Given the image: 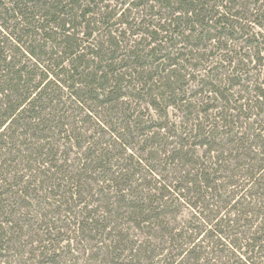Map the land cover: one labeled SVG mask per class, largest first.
<instances>
[{"label": "trees", "instance_id": "1", "mask_svg": "<svg viewBox=\"0 0 264 264\" xmlns=\"http://www.w3.org/2000/svg\"><path fill=\"white\" fill-rule=\"evenodd\" d=\"M108 1L111 0H0V180H4L5 184L8 183L6 179H3L5 172L11 168L17 170L25 162L27 165L30 161L39 160L40 162L42 156L46 159H42V162L48 165L46 172L51 168L62 170L63 166L66 165L58 164L56 160L57 152L51 146L52 134H49L53 131L52 129L56 130L57 127L63 129L66 125L65 122L61 123L59 120L65 118V111H63L67 103L64 99L65 89L70 90L67 95L73 97L74 101H78L82 107L84 104L91 102L97 108L102 109L109 108L115 103V113L121 112L117 110V107L119 104L122 106L121 104L125 103L123 100L122 102L119 101L126 95L122 90V84L126 79L119 77L113 68V61L118 59L116 50L106 52V56L108 55L112 62L103 66V69L96 66L90 70V66L82 64L86 56L84 53L86 47H83V43L89 42L90 45H95L94 40H91L94 34V28L91 30V23L96 19L102 26L114 19L117 23L125 25L127 31H131L130 38L135 42V45L131 46L133 47L131 52L124 54L126 57H124V62H128L121 67L134 68L136 71L138 67L143 68L149 63L153 65V62H148L150 57H154L153 60L155 59V61L160 60L157 67L162 68L163 72L166 71V81L163 86L167 91L166 93H168V98L172 101H176L174 97L177 90H183L185 87L187 71H184V68L188 67L189 64L192 69L196 70L199 66L198 61L203 60L205 57L204 54L199 55L194 51L199 48H208L211 45L210 47L216 48L217 52H223V54L219 53L220 58L228 63L225 67L232 75L227 76L225 79L227 81L223 82V77L220 78V75L215 74L221 64L209 69L207 75L201 76L197 80L198 86H201L199 92H206L207 100H223L224 108L228 111L230 109L242 111L246 104L250 105V98H246V102L239 105L233 106L230 105V102L234 96L232 87L244 86L242 84L243 80L235 76L236 73L242 72L245 69L244 67L249 66L254 59H251L248 54L238 59L237 51L231 49L228 44L230 41H238L240 43L244 42L245 46L249 48L257 47L255 52L257 59L253 68L258 69V66L263 65L264 0H255L254 2H251V0H122L119 11L109 16L106 13L109 7ZM125 5L132 7L125 9L123 7ZM101 7L105 10L101 11ZM118 14L120 15L117 17ZM95 16L96 18H94ZM76 23L77 25L85 23L90 31L85 33L84 37L78 36L79 33L75 30L77 28ZM248 23L259 26L263 32L249 31L248 25L250 24ZM134 25L141 27L140 30H133ZM110 30L109 33L113 32L112 29ZM134 35H141L140 40L144 39L148 42L144 50L147 47L150 48L146 52L139 49L141 42L137 38H133ZM114 38L111 36V39ZM111 39L109 41L110 45L115 40L112 42ZM74 40L75 42H73ZM211 42L214 43L209 44ZM88 49L90 51V48ZM232 51H236V55L228 54ZM26 53L33 59L32 64L30 63L31 59H24V57H27ZM88 54L94 60L95 58H101V61L102 59L105 60L100 51L95 52L92 50ZM66 59L70 62L67 66L64 65ZM120 65L122 64L120 63ZM79 67L83 68L80 69ZM134 70H131V72L125 70L122 73L132 76ZM262 73L263 77L259 78V82L254 87L256 100L253 105L256 108L261 106V110L264 107V72ZM189 75L191 80L194 79L195 81L197 79V75ZM37 78L38 80H36ZM256 81L258 80L256 79ZM236 100H240V98ZM211 106L212 108H219L215 104ZM211 106L204 110L206 115H208L207 111ZM221 109H223V106ZM60 111L64 113L60 114ZM228 111L224 114L223 110V115L221 114L222 127L228 124L227 121L224 122L227 116H230L231 119L235 116ZM89 114H85L87 118H89ZM195 126L194 130L197 134H193V136L199 138L198 142L194 144L195 146L205 147L206 153H218L220 151L218 147L225 146L231 152L233 150L238 152L235 156L236 162H234L231 169L229 167L225 169V166L221 168L223 160L218 155L217 168L203 166L204 162H199L200 166L196 167L192 159L194 157L200 159V156L195 154L196 151L194 148L192 149V146L188 150L186 145L182 144L176 150L174 149L169 156L172 160L176 159V167L182 172L180 173L181 176L178 177L180 182L177 181V185L173 184L172 186L163 185L162 175H159V179L156 178L157 180H155V185H161L160 188H157L161 190L160 194L156 191L154 193L150 190L145 192L143 189L138 190L136 187H132L133 182L128 179L127 175L130 172L133 176L137 175L133 173L136 164H132V154L125 156L126 150L131 147V143L125 140L124 134H121L115 128H111L115 137L113 140L114 145L115 147L118 146L116 151L124 160L131 161V166L129 168L118 167L113 171L111 167L112 158L109 156L110 152L107 151L109 148L112 150L111 143L109 148L106 147L104 151L92 157L94 169L98 168L110 173V178L100 179L102 184L107 181L108 183L116 182L119 193L116 194L117 196L114 194L116 198L113 201L110 199L109 194L104 196L101 199L102 209L94 208L92 210L90 202L81 198V201L77 203H84L83 206L80 207L78 204L76 209H73L75 207L67 208L65 220L71 219L70 228L75 224L73 231L76 233V238L82 237L81 239H84L85 236L93 241L101 239L102 246L100 249H104L103 253L107 263L124 256L123 264H152L154 257H157L158 254L152 255L150 253V256H148L147 249L142 244L133 241L128 244L127 242L130 239L124 230H119L114 235L115 238L112 237L111 234L121 226L119 223L114 224L112 227V223L125 218L133 220L138 226L143 225L142 223L151 226L153 221H156L157 228L167 229L164 236L168 238L163 241V243L169 244L168 248L164 250L167 251L163 259L165 264H214L209 263L208 260L204 262L205 260L202 257V251H200L203 248L200 243L202 239L196 242V239L202 234L208 246L212 244L213 248L220 246L224 248L226 243L222 239L226 241L229 238L234 249L236 251L241 250L239 254L241 257L235 255L236 261L232 264H264V225L253 230L254 226L252 224L253 215L262 216V210L264 216V133H262L264 126H261L258 134L252 136L253 139L245 133L234 132V128L227 130L223 128L224 134L227 135V139L223 138L224 145L217 144L216 137L218 136L214 134L216 126L209 129L206 126L205 128ZM160 127L163 128L164 126ZM123 128L126 131L132 130L130 123L124 124ZM45 131L49 133L47 134ZM69 134L71 133H68L67 137L70 139L71 135ZM230 134H232L231 138H229ZM34 139L38 143L30 142ZM229 145L231 147L228 148ZM254 145H256V148ZM23 146L25 149H22ZM222 149V153H224L225 148ZM219 162L221 163L218 164ZM82 168L88 169L85 163H83ZM208 169H211V172ZM221 169L222 171L225 170L224 173L230 171L231 175H226V178L230 177L231 180L228 182L231 185L236 182L234 180L235 176L244 177L246 184L242 187H249L245 192L246 196L221 191L223 184L219 183L220 178H211ZM84 172H78L74 176H70L73 179L71 184L74 186L70 192L63 188L62 191L60 189L58 192L50 190L51 193L49 192V194L56 197L62 196L65 199L64 201L56 200L57 202L60 201V205L70 203L69 200L77 194L83 198L81 194L84 191L81 190V186H89L88 177L84 176ZM15 182L18 183V180L16 179ZM43 182L44 189H47L48 183ZM121 182L126 183L122 186L119 185ZM3 185L0 183V189L4 187ZM12 185L10 186H15V184ZM63 185V182L59 181L57 187ZM77 185L80 187H77ZM162 187L168 194L171 193L172 195L173 192L176 195V200H191L190 195L193 194V197H196L194 203L196 207L199 206V203L203 205L210 192L211 200L209 199L204 206L207 208L213 203H222L224 204L223 207L228 208V215L230 216L219 217L220 212H215L207 227H196L195 234H190L189 239H187L186 231L180 229L176 231L163 221L167 215L168 202L171 197L162 191ZM166 188L172 189V192ZM28 190H31V188ZM87 194L85 193V195ZM166 197L167 199H165ZM48 198L50 200L45 199L36 206L30 204L26 198H23L22 202H28L30 206L34 205L36 208L33 211L37 215H42L43 211L48 214L44 210V205L54 202L51 196H48ZM215 198L216 200H214ZM0 207L3 208L6 219V222L3 223L4 226H0L1 257L3 250L11 248L12 241L15 245L18 243L17 238L19 237L13 238L11 235L18 231L21 233L24 228H27L28 224L15 225L17 223H14L17 213L13 207L4 204L3 200H0ZM54 207L57 208L58 206ZM101 210H104V213H101ZM231 215L235 218H232ZM227 228H231L232 231L226 232ZM112 229H114L113 232ZM105 237L107 240L103 242ZM123 237H126V239ZM205 240H202V242ZM176 241L179 243H176ZM40 247L44 249L46 245H40ZM174 250H178V253L171 256V251ZM256 253H259V255ZM38 257L37 262H31L30 264H44L46 261H54V257L48 255L45 251H42ZM254 258L261 260V262L254 261ZM99 260V264L105 263L103 258ZM21 261V264H26L24 260ZM157 263L159 264V261Z\"/></svg>", "mask_w": 264, "mask_h": 264}, {"label": "rangeland", "instance_id": "2", "mask_svg": "<svg viewBox=\"0 0 264 264\" xmlns=\"http://www.w3.org/2000/svg\"><path fill=\"white\" fill-rule=\"evenodd\" d=\"M254 1L255 0H251V2ZM121 2L122 0H111L107 2V4H109L108 10L106 12L108 16L119 11L121 8ZM123 7L126 9L131 8L132 6L125 5ZM99 8L100 7L98 5V9ZM100 10L104 11L105 9L103 10L101 7ZM119 15L120 14H118L117 17ZM94 18H96V16ZM113 20L112 22H109L108 24L106 23L103 26L97 19L91 23V30L94 28V34L92 36L93 39L91 40H94L95 45H90L89 42L83 43V47H86L84 52L86 56L83 59L82 64L90 66V70L94 69L96 66L103 69V66H106L112 62L110 57L108 55L106 56V52L110 50H116V56L118 59L113 61V68L116 70L119 77L126 79L122 84L124 88H122V90L126 95L119 101L122 102L123 100L125 103L121 104L122 106L119 104L117 107V110L121 112L118 114L115 113V103L109 106V108L102 109L97 108L94 103L91 102L84 104L82 107L78 101H74L73 97H71L69 94L67 95L70 90L65 89L66 94L64 99L67 101L65 104L66 107L63 110L65 111V118H61L59 120L61 123L65 122L66 125L63 129L57 127L56 130L52 129L53 131L50 133L48 131L45 132L47 134H52L51 146L54 147L53 150L57 152L56 160L58 164L66 165L63 166L62 170L51 168L46 172L48 165L47 163L42 162V159L45 158L42 156L40 162L39 160L30 161L29 165H27L25 162L24 164H21V167H18V171L14 168H11L5 172V177H2L3 179H6V182H8L7 184H5L4 180H0L2 185L5 184L3 185L4 187L0 189V194H2L0 200H3L4 204L13 207L17 213L16 218L14 216L16 219L14 223L17 222L15 225L18 224L19 226H23L28 224L27 228H24L21 232L22 234L18 231L17 233H13L11 235L13 238H17L16 236L19 237L17 238L18 243L15 245L12 241L10 245L11 248L2 251L0 264H21V260H24L26 264L37 262L39 259L38 256H40L42 251H45L48 255H52V257H54V261H46L44 264H93L94 262V264H99V259L103 258L104 261L106 260L105 254L103 253L104 249H100L102 246L101 239H96L93 241L92 239L85 236L83 237L84 239H81L82 237L76 238V233L73 231L75 224H73V226L70 228L69 225L71 219L66 221L65 218L67 216L66 210L68 207H75L73 209H76L78 204L80 207L84 205V203H77L81 201V199L90 202V208H92V210L94 208L102 209L103 205L101 199H103L104 196L109 194L110 199L113 201V199H115L117 196L116 194L119 193V188L118 185H116V182L108 183L107 181L106 183L102 184L100 179L110 178V173L109 171H102L98 168L94 169L92 160L93 156H96L101 151H104L106 147L109 148V144L111 143L113 148L112 150L109 148L107 151L110 152L109 156L112 158L111 167L113 168V171L118 169V167L129 168L131 166V161L124 160L122 156H119V152L116 151V147L118 148V146L115 147L114 145L113 140L115 137L111 128H115L116 130L120 131L121 134H124L125 140L131 143V147L126 150L125 156L132 154V164H136L133 173H136L137 175L133 176L132 172L127 175L128 179L133 182L132 187H136L138 190L143 189L145 192L150 190V192L154 193L156 191V193L160 194L161 190H158L157 188H160L161 185H155V180L159 179V175H162L161 179H163V185H177V181H179L178 177L181 176L180 173L182 172L176 167V159L172 160L169 156L173 153L174 149L176 150L182 144H185L188 150L190 149L189 147L192 146V149L194 148L196 151L195 154L200 156V159L192 157L193 163L195 162L194 164H196V167L200 166L199 162H204L203 166L217 168L216 160L218 155H220L223 160L222 163H218H221V168L225 166V169H228L227 167L231 169L234 165V162H236L235 156L238 152L235 150L231 152L226 149L225 146H221L220 148L218 147V149H220L218 153H206L205 147L195 146L194 144H196L199 140V138H195V136H193V134H197V132L194 130V127H196L195 125L199 126L200 128H205L206 126L207 129L210 127L214 128L216 126L214 134L218 136L216 137L217 144L221 145H224L225 142L223 138L227 139V135L224 134L223 128L224 130L234 128V132L239 131V134L245 133L253 139L252 136L258 134L261 126H264V112H262L264 107H262L261 110V106L260 108L253 106L256 100L254 87L257 85V82H259V78L263 77L262 72H264V60L263 65L258 66V69L253 68L257 59L255 56L257 47L254 46L249 48L245 46L244 42L240 43L238 41H230L228 44L231 49H235L237 51L238 59L243 58V56L247 54L251 56V59H254L249 66L244 67V71L242 70V72H239V74L236 73L235 75L236 77H240L243 80L242 84L244 86L232 87L234 96L230 102V105H239L241 103H245L246 98L251 99V101L249 100L250 105L246 104L242 111L232 109L228 111L224 108L225 104L223 100H207V93L199 92L201 86H198L197 80L200 79L201 76L203 77L207 75V71L209 69L215 68L221 64V67L215 74H218V76L220 75V78L223 77V82L227 81L225 80L227 76L232 75L225 67L228 65V63L220 58L221 55L219 53L223 54V52H217L216 48L210 47L211 45H209L208 48H199L198 50L194 51L199 55L204 54L205 57L201 61L197 60L199 66L196 70L192 69L189 64L188 67L184 68V71H187L185 87L183 90H177L174 97L176 101H172V99L168 98V93H166L167 91L163 86L164 82L166 81V71L163 72L162 68L157 67V63H159L160 60L155 61V59L153 60L154 57H150L148 62H153V65L149 63L143 68L138 67L136 71L133 67V69L121 67L125 65L124 63L128 62H124V54L126 52L132 51L133 47L131 46H134L135 42L130 38L131 31H127L125 25L117 23L116 20ZM113 22L114 25L112 26ZM244 23H246V21H244ZM248 24H250L248 25L249 31L256 33L263 32L259 26H254V24L251 23ZM133 27V30H140L141 28L137 25H134ZM110 29H112L113 32L109 33L108 31ZM116 29L118 30L115 32L114 30ZM75 30L79 33L78 36L80 37H84V34L90 31L85 23L82 25H77ZM111 36L115 37V40L111 39ZM133 38H137L138 41L141 42L139 49L144 50L145 45L148 42L144 41V39L141 41V35H134ZM110 39L112 42L114 40L112 45H110ZM73 42H75V40ZM28 43L30 42L28 41ZM213 43L214 42H211L209 44ZM87 47L90 48V51H100L102 57H104L105 60L102 59L101 61V58H95V60L92 59L91 55L88 54L90 51ZM149 48L150 47H147L144 52H146ZM236 51H232L228 54H233L232 56H234L236 55ZM216 55L218 56L216 57ZM26 56L27 57H24V59H31L30 63L32 64L33 59L28 54ZM69 63L70 62L67 59L64 61L65 66H67ZM120 63L122 65H120ZM83 67L79 68L82 69ZM125 70H128V72L134 70V72L132 76H130L129 74L126 75L122 73ZM189 74L197 75V79L195 81L194 79L191 80ZM256 79L258 81H256ZM36 80H38V78ZM238 98H240V100H236ZM212 104L217 105L219 108H212ZM209 106L211 107L207 111L208 115H206L204 110ZM222 106L223 109H221ZM66 109L68 110L66 111ZM223 110L224 114L228 111L229 113H233L235 115L233 119H231L230 116H227V119H224V122H228L225 127H222L223 121L221 119ZM63 113L64 112L60 111V114ZM87 113H90L89 118L86 117ZM127 123L131 124V131L124 130L123 125ZM160 126L164 127L162 128ZM68 133H71L69 134L71 135L70 139L67 137ZM262 133H264V131ZM231 135L232 134H230V137H228L231 138ZM144 139L146 140L144 141ZM30 142H35V144L38 143L36 139L31 140ZM254 146L256 148V145ZM229 147H231V145H229L228 148ZM222 148H225V152L223 151L224 153H222ZM22 149H25V147L23 146ZM83 163H85V166H87L88 169L82 168ZM40 166L42 167L40 168ZM219 170L214 176L212 175L211 178H220V181H218L219 183L223 184L221 187L222 192L226 191L228 194L237 193V195L246 196L245 192L249 187H242L244 184H246L244 177L235 176L234 180H236V182L231 185L228 182L231 180L230 177L226 178V175H231L230 171L229 173L228 171L224 173L225 170ZM208 171L211 172V169H208ZM78 172H84V176H87L89 180L88 187L81 186V190L84 191L81 195H83L84 199L80 197L79 194H77V196L69 200L70 203L60 205V201H64L65 199L62 196L56 197L54 195H50V190L58 192L60 189L62 191V189L65 188L70 192V190H73L74 187L71 184L73 179H71L70 176H74V174ZM192 172L194 171L192 170ZM16 179L18 180V183L15 182ZM43 181L48 183L49 187L51 188H49L47 185V189H44ZM59 181L63 182L64 185L57 187ZM11 183L15 184V186L12 187L13 185ZM125 183L126 182H121L119 185L123 186ZM109 184L110 186H108ZM77 187L80 186L77 185ZM29 188H31V190H28ZM161 189L166 193V190H164L163 187ZM166 189L168 191L171 190L172 192V189ZM85 193L88 194L85 195ZM114 194L116 196H114ZM166 194H168V192ZM168 195L171 198H169L170 201L168 202V210L166 208L167 215L163 221L168 224L170 228L172 227L176 231L179 229L186 231V235L188 237L187 239H189L190 234H195V230H197L196 227H207V224L210 223V219L215 212H220L218 214L219 217L230 216L228 215V208L223 207L224 204L222 203H213V205H209L207 208L204 206L211 198L210 192L205 198L203 205H200L199 203L198 207L194 205L196 202V197H193V194L190 195L191 200L187 201L186 199L176 200V195H174L173 192L172 195L171 193ZM48 196H51L54 201L48 205H44L45 209L42 207L48 212V214L43 211L41 213L42 215H37V213L33 211L36 208L35 206L39 202L45 201V199L50 200ZM23 198H26L29 200L28 202L30 204H34L35 206H30L28 202L23 203ZM235 198H237V196H235ZM57 199L60 201L57 202ZM165 199H167V197ZM214 200H216V198ZM54 206H58L59 208H55ZM101 213H104V210H101ZM261 214L262 216L258 217L253 215V230L259 228L261 225H264V216L262 210ZM4 215L3 208L0 207V226H4L3 223L6 222ZM232 218L235 217L232 216ZM120 221L112 223V227L114 224H121V226L116 231L112 229V232L114 231L111 234L112 237L115 238L114 235H116L119 230H124L127 232L130 239L127 242L128 244H131L132 241L134 243L136 242L138 244H142V246L147 249L148 256H150V253L152 255L158 254L157 257H154L152 264H158V261L159 264H163L165 262L163 259L164 254H166L167 251L164 250L165 248H168L169 244L163 243V241L168 238L167 236H164V234L167 233V229L165 230L162 227L157 228L156 221H153V225L151 226L145 223H142L143 225L138 226L133 220H128L125 218L120 219ZM229 230L230 232L232 231L231 228H227L226 232L229 233ZM120 237L122 236L120 235ZM123 238L126 239V237ZM104 239L105 240L103 242H106L107 238L105 237ZM200 239L205 240V238H203V234L200 235L198 239H196V242H199ZM202 240L200 243L203 245V248L200 251H202L201 254L205 260L204 262L208 260L209 263L214 264H232L234 261H236L235 255L241 257L239 255L241 250L236 251L232 242L230 244L229 238H227L226 241L222 239V241L226 243V246L224 247L226 249H224L222 246L213 248L212 244L208 246L207 241L205 240L202 242ZM179 242L176 241V243ZM40 245H46V247L43 249V247H40ZM177 253L178 250L171 251V256H175ZM257 255H259V253ZM123 259L124 256H121V258L116 259L113 262L111 261L110 263L105 261L104 264H123ZM253 260L258 263L261 262V260H256L255 258Z\"/></svg>", "mask_w": 264, "mask_h": 264}]
</instances>
